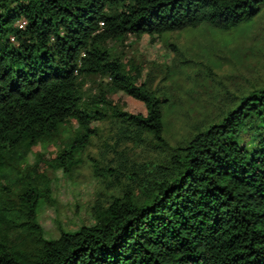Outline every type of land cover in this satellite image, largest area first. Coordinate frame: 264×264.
Instances as JSON below:
<instances>
[{
    "label": "trees",
    "instance_id": "trees-1",
    "mask_svg": "<svg viewBox=\"0 0 264 264\" xmlns=\"http://www.w3.org/2000/svg\"><path fill=\"white\" fill-rule=\"evenodd\" d=\"M263 5L0 0V264H264V84L163 161L132 172L108 201L99 198L93 224L46 238L38 219L40 201H53L47 170L74 173L99 135L94 122L168 145V99L127 57L131 35L162 37L204 23L230 31ZM51 140L55 153L23 166L36 144ZM91 160L97 176L113 177L114 168Z\"/></svg>",
    "mask_w": 264,
    "mask_h": 264
},
{
    "label": "rangeland",
    "instance_id": "rangeland-1",
    "mask_svg": "<svg viewBox=\"0 0 264 264\" xmlns=\"http://www.w3.org/2000/svg\"><path fill=\"white\" fill-rule=\"evenodd\" d=\"M126 54L141 66L142 79L167 98L163 105L168 145L151 137L132 139L117 122L96 121L95 136L72 175L49 168L53 201L41 200L38 219L46 238H58L61 229L74 231L94 223L93 207L99 198L108 201L130 183L132 172L163 161L171 147L178 146L202 124L218 121L237 104V98L264 84V5L259 15L230 31L204 23L197 28L169 32L162 37L144 34L127 40ZM174 44V47L171 45ZM91 82L87 86H90ZM113 93L110 98H119ZM59 149L54 141L36 144L23 162L33 165L38 153ZM92 158L115 171L99 177Z\"/></svg>",
    "mask_w": 264,
    "mask_h": 264
},
{
    "label": "built area",
    "instance_id": "built-area-1",
    "mask_svg": "<svg viewBox=\"0 0 264 264\" xmlns=\"http://www.w3.org/2000/svg\"><path fill=\"white\" fill-rule=\"evenodd\" d=\"M25 21L21 20L18 22L19 27H24Z\"/></svg>",
    "mask_w": 264,
    "mask_h": 264
}]
</instances>
